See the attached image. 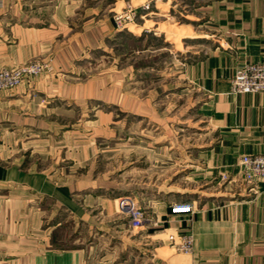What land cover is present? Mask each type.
<instances>
[{
    "label": "crops",
    "instance_id": "0c3cea01",
    "mask_svg": "<svg viewBox=\"0 0 264 264\" xmlns=\"http://www.w3.org/2000/svg\"><path fill=\"white\" fill-rule=\"evenodd\" d=\"M107 12L88 0H0V70L51 59L55 71H70L116 34ZM197 13L198 38L211 47L179 67L185 83L179 92L195 96L192 106L204 115L212 140L180 159L175 172L190 168V190L200 197L195 213L173 214V195L152 194L147 201L157 225L133 230L112 199L117 179L95 177L90 164L77 182L59 181L57 168H40L41 153L25 150L22 130L49 127L43 116L51 109L38 104L43 95L80 94L42 77L0 92L2 264H264V183L237 179L242 157L264 155V93L231 91L238 68L264 61V0H211ZM12 141L22 149L11 155L3 145ZM112 174L117 167L105 176ZM168 234L192 235L193 253H178Z\"/></svg>",
    "mask_w": 264,
    "mask_h": 264
},
{
    "label": "rangeland",
    "instance_id": "374dc122",
    "mask_svg": "<svg viewBox=\"0 0 264 264\" xmlns=\"http://www.w3.org/2000/svg\"><path fill=\"white\" fill-rule=\"evenodd\" d=\"M130 1L88 0L90 6L108 11L116 34L102 48L86 51L70 71H55L51 59L40 60L47 68L25 84L52 77L49 82L80 94L43 95L38 104L51 109L43 116L49 127L42 132L23 129L21 136L28 153H41L39 167L57 168L62 182L82 181L89 164L97 169L95 177L117 167L118 175H102L118 180L113 201L118 205L119 198L132 196L153 218L147 201L152 194L173 195V204L200 202L199 192L190 190V168L175 172L184 156L209 148L212 135L204 115L192 106L195 96L179 92L185 84L179 80V67L206 55L211 47L209 40L198 38L203 35L202 21L194 19L211 0L160 1L157 15L139 19L132 32L118 29L115 22ZM146 1L133 4L139 7ZM35 135L40 140L36 148ZM3 146L10 154L22 149L13 141ZM88 155L90 163L83 162Z\"/></svg>",
    "mask_w": 264,
    "mask_h": 264
},
{
    "label": "built area",
    "instance_id": "2783aa9c",
    "mask_svg": "<svg viewBox=\"0 0 264 264\" xmlns=\"http://www.w3.org/2000/svg\"><path fill=\"white\" fill-rule=\"evenodd\" d=\"M163 0H147L139 7L128 2L125 11L115 15L118 29H132L138 27L139 19L149 15H157V5ZM47 68L43 61H35L13 69H2L0 71V92L13 91L22 86L26 81L39 76ZM231 90L234 95L264 93V61L245 64L236 70L232 79ZM237 179L241 183L254 185L264 183V155H247L242 157L239 164ZM223 179L229 181L227 175ZM119 209L129 221L133 230H142L146 227L156 226L152 217L143 209L132 196L121 197L117 200ZM173 214H194V203H177L172 207ZM176 251L183 254H191L194 250V238L187 234L183 236L170 235L168 237ZM0 264L2 258L0 257Z\"/></svg>",
    "mask_w": 264,
    "mask_h": 264
}]
</instances>
